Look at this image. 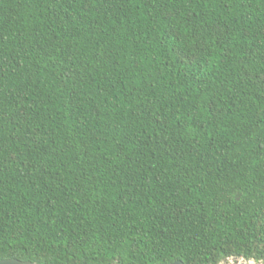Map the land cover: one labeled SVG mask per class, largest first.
Returning a JSON list of instances; mask_svg holds the SVG:
<instances>
[{
    "label": "trees",
    "instance_id": "16d2710c",
    "mask_svg": "<svg viewBox=\"0 0 264 264\" xmlns=\"http://www.w3.org/2000/svg\"><path fill=\"white\" fill-rule=\"evenodd\" d=\"M264 261V0H0V260Z\"/></svg>",
    "mask_w": 264,
    "mask_h": 264
},
{
    "label": "water",
    "instance_id": "95a60500",
    "mask_svg": "<svg viewBox=\"0 0 264 264\" xmlns=\"http://www.w3.org/2000/svg\"><path fill=\"white\" fill-rule=\"evenodd\" d=\"M228 259H225L223 262H226ZM0 264H37V263H33V262H29V261H21L18 259H4V260H0ZM171 264H182L181 261H175Z\"/></svg>",
    "mask_w": 264,
    "mask_h": 264
},
{
    "label": "rangeland",
    "instance_id": "374dc122",
    "mask_svg": "<svg viewBox=\"0 0 264 264\" xmlns=\"http://www.w3.org/2000/svg\"><path fill=\"white\" fill-rule=\"evenodd\" d=\"M245 260L241 258H229L226 262H221L220 264H246ZM249 264H264V261H254L250 260Z\"/></svg>",
    "mask_w": 264,
    "mask_h": 264
},
{
    "label": "flooded vegetation",
    "instance_id": "af4514ba",
    "mask_svg": "<svg viewBox=\"0 0 264 264\" xmlns=\"http://www.w3.org/2000/svg\"><path fill=\"white\" fill-rule=\"evenodd\" d=\"M243 260V259H242ZM246 264H249L251 261L250 260H245L244 261Z\"/></svg>",
    "mask_w": 264,
    "mask_h": 264
}]
</instances>
